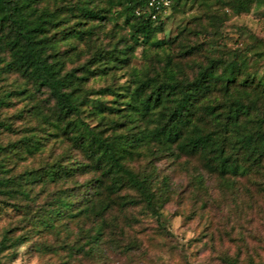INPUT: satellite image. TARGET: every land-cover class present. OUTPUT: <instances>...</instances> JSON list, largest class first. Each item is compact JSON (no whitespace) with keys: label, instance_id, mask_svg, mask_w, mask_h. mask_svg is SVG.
<instances>
[{"label":"trees","instance_id":"trees-1","mask_svg":"<svg viewBox=\"0 0 264 264\" xmlns=\"http://www.w3.org/2000/svg\"><path fill=\"white\" fill-rule=\"evenodd\" d=\"M181 1L165 14L149 0H0V81L22 79L0 90V217L7 206L23 212L3 230L0 254L21 242L57 251L41 236L72 235V225L68 255L104 258L107 243L134 252L141 243L121 242L140 222L131 209L167 231L164 208L177 191L160 172L165 158L199 188L211 177L235 186L264 176V51L257 37L229 49L224 35L232 16L264 0H187L201 12L160 38L186 13ZM140 47L142 68L132 64ZM176 58L192 60V75ZM98 80L107 84L91 85ZM14 97L30 105L6 116Z\"/></svg>","mask_w":264,"mask_h":264},{"label":"rangeland","instance_id":"rangeland-1","mask_svg":"<svg viewBox=\"0 0 264 264\" xmlns=\"http://www.w3.org/2000/svg\"><path fill=\"white\" fill-rule=\"evenodd\" d=\"M180 7L186 13H177L170 19L166 31L158 35L160 38L174 35L179 25L190 21L202 10L199 3L187 0H182ZM119 21L122 22V19ZM108 27L111 28L112 24ZM224 35L228 37L229 49L236 47V41L246 46L257 37L258 45L264 51V4L255 6L249 13L232 16L225 23ZM201 37L204 38L203 35ZM191 41L198 40L192 35ZM177 49H174V53ZM176 60L184 62L188 74L192 75V69L186 65V62L192 60ZM145 63L140 47L132 64L142 68ZM256 64L264 73V54ZM120 81H125V78L121 77ZM21 83L22 79L12 74L7 80L0 81V90H13ZM106 84L107 80H98L91 85L99 88ZM38 97L44 96L40 94ZM14 99L17 100L16 97ZM30 102L28 99L17 100L15 106L4 115L10 116L25 104L29 106ZM94 105L96 103L91 104V107ZM104 116V113L97 116L87 113L84 119L95 125L103 122ZM58 151L59 149L57 153ZM158 165L161 174L171 176L172 186L177 192L164 208L168 219L167 231L159 226L154 217L140 212L139 207L129 211L140 222H133L132 228L126 226L127 232L121 242L127 244L130 240H137L141 243L139 249L125 254L120 248L107 243V256L104 258L97 259L80 253L68 255L67 248L62 245L77 239V227L72 225V235L54 232L41 236L40 241L55 246L57 251L34 247L31 242H21L0 254L2 264H230L233 259L238 264H248L250 259L253 264H264V176L240 178L235 186H225L217 177H211L207 180V187L199 188L191 180L190 173L182 171L179 166L174 169L175 166L168 159H162ZM90 176L91 174L81 176L80 180L85 181ZM1 200L3 197H0V202ZM42 201L44 199L40 198L39 203ZM6 209V213L0 217V240L3 230L11 226L12 217L23 215V212L12 209L11 206ZM121 220L125 224L124 219Z\"/></svg>","mask_w":264,"mask_h":264},{"label":"built area","instance_id":"built-area-1","mask_svg":"<svg viewBox=\"0 0 264 264\" xmlns=\"http://www.w3.org/2000/svg\"><path fill=\"white\" fill-rule=\"evenodd\" d=\"M149 7L155 8L157 11H163V13H167L168 9L171 5V0H149ZM153 18H157V14L154 13Z\"/></svg>","mask_w":264,"mask_h":264}]
</instances>
